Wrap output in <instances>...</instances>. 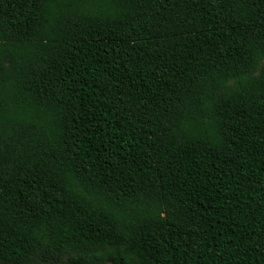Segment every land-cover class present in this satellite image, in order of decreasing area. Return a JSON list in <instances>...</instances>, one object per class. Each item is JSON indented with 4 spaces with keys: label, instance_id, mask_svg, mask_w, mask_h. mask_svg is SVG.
Returning <instances> with one entry per match:
<instances>
[{
    "label": "trees",
    "instance_id": "16d2710c",
    "mask_svg": "<svg viewBox=\"0 0 264 264\" xmlns=\"http://www.w3.org/2000/svg\"><path fill=\"white\" fill-rule=\"evenodd\" d=\"M0 264H264V0H0Z\"/></svg>",
    "mask_w": 264,
    "mask_h": 264
}]
</instances>
